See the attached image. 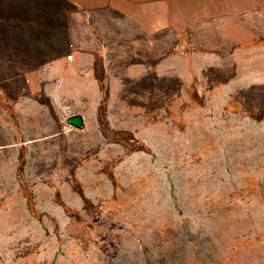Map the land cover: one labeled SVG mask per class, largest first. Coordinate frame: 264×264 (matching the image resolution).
<instances>
[{
	"label": "rangeland",
	"instance_id": "1",
	"mask_svg": "<svg viewBox=\"0 0 264 264\" xmlns=\"http://www.w3.org/2000/svg\"><path fill=\"white\" fill-rule=\"evenodd\" d=\"M245 6L0 0V264H264Z\"/></svg>",
	"mask_w": 264,
	"mask_h": 264
},
{
	"label": "crops",
	"instance_id": "2",
	"mask_svg": "<svg viewBox=\"0 0 264 264\" xmlns=\"http://www.w3.org/2000/svg\"><path fill=\"white\" fill-rule=\"evenodd\" d=\"M205 1H207V0H205ZM213 1H217V2H231V3L246 4V5L249 4V6H245V8H246V9L244 8L245 10L252 8L255 11L259 10V12L264 13V7L262 8V5H264V0H213ZM71 45H72V43H71ZM78 52H80V51H78ZM54 59H56V62H62V63L70 62V60L67 59L66 54H62V55L56 54Z\"/></svg>",
	"mask_w": 264,
	"mask_h": 264
},
{
	"label": "water",
	"instance_id": "3",
	"mask_svg": "<svg viewBox=\"0 0 264 264\" xmlns=\"http://www.w3.org/2000/svg\"><path fill=\"white\" fill-rule=\"evenodd\" d=\"M68 123L77 127V128H84V118L81 114H74V115H71L69 118H68Z\"/></svg>",
	"mask_w": 264,
	"mask_h": 264
},
{
	"label": "built area",
	"instance_id": "4",
	"mask_svg": "<svg viewBox=\"0 0 264 264\" xmlns=\"http://www.w3.org/2000/svg\"><path fill=\"white\" fill-rule=\"evenodd\" d=\"M68 59L69 60H72L73 59V55L72 54H69Z\"/></svg>",
	"mask_w": 264,
	"mask_h": 264
}]
</instances>
